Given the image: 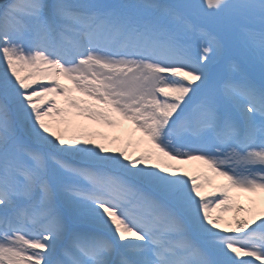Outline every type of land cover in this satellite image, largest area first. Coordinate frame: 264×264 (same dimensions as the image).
I'll return each mask as SVG.
<instances>
[{"label": "snow or ice", "instance_id": "6c2138e0", "mask_svg": "<svg viewBox=\"0 0 264 264\" xmlns=\"http://www.w3.org/2000/svg\"><path fill=\"white\" fill-rule=\"evenodd\" d=\"M0 264H264V0H0Z\"/></svg>", "mask_w": 264, "mask_h": 264}, {"label": "rangeland", "instance_id": "374dc122", "mask_svg": "<svg viewBox=\"0 0 264 264\" xmlns=\"http://www.w3.org/2000/svg\"><path fill=\"white\" fill-rule=\"evenodd\" d=\"M216 70H217V69H214V71H216ZM222 71H226V68L223 69ZM85 123H90V122L85 121ZM91 127H92L94 130H96V131H99V132H105V133H108V134H110V135H112V134H115V135H122V133H121L119 130H111V129H108V128H106L105 126L100 125V124H92ZM124 127H125V128H129V127H131V126L128 125V124H125ZM136 136H139V134L137 133ZM133 139H135V138H133ZM120 144H121V142H118L117 144L110 145V146L116 147V146H120ZM142 148H143V145L140 146V149H142ZM140 149H138V148L135 146V144H133L132 147H129V148H128V151H129V153L132 154V155H137V154H139V150H140ZM184 167H185V170H188L189 172H195V171L197 170V168H198V162H192V163H190V164H188V165H185ZM226 215H231V214H226Z\"/></svg>", "mask_w": 264, "mask_h": 264}, {"label": "bare ground", "instance_id": "6f19581e", "mask_svg": "<svg viewBox=\"0 0 264 264\" xmlns=\"http://www.w3.org/2000/svg\"><path fill=\"white\" fill-rule=\"evenodd\" d=\"M243 202V201H242Z\"/></svg>", "mask_w": 264, "mask_h": 264}]
</instances>
